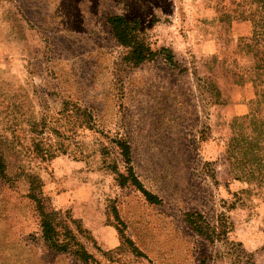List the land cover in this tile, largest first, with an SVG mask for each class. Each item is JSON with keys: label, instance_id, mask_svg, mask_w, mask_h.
<instances>
[{"label": "rangeland", "instance_id": "rangeland-1", "mask_svg": "<svg viewBox=\"0 0 264 264\" xmlns=\"http://www.w3.org/2000/svg\"><path fill=\"white\" fill-rule=\"evenodd\" d=\"M0 159V264H87L44 240L33 177L93 264H264V0H0Z\"/></svg>", "mask_w": 264, "mask_h": 264}, {"label": "trees", "instance_id": "trees-1", "mask_svg": "<svg viewBox=\"0 0 264 264\" xmlns=\"http://www.w3.org/2000/svg\"><path fill=\"white\" fill-rule=\"evenodd\" d=\"M106 22L110 25L116 40L128 49L126 61L135 66H138L145 61L152 60L156 56L151 46L145 41L140 32V23L137 17L129 19L122 15H109L106 18ZM165 50V49H164ZM172 59V55H169ZM123 146V155L126 158V162H131L130 149L128 145ZM0 171L4 174V164L0 159ZM36 177H33L32 187H30V196L36 201V209L41 218L42 236L50 248L56 251H68L72 247L74 252L87 264L91 263L90 255L86 250L80 248V243L76 240V235L66 223L64 219L60 217L59 211L53 208L50 204H45L46 199L43 197L42 192L38 193L34 187H37ZM119 184L125 186L129 182L136 186L146 197L148 201L154 204H159L161 199L154 193L147 190L141 180L137 177L135 172L130 168L128 175L119 173ZM38 193V194H37ZM41 194V195H40ZM49 203V202H48ZM186 222L194 229L200 236L206 238L211 243L217 241L221 236H225L228 232L225 227L218 233L217 227L213 226L200 211H190L185 215ZM79 246V247H78ZM83 247V246H82ZM139 252V251H137ZM245 252L243 259L238 255L240 264H256L254 256L251 253ZM244 257L246 258L244 260ZM238 262V263H239ZM202 264H207V260L204 259Z\"/></svg>", "mask_w": 264, "mask_h": 264}]
</instances>
